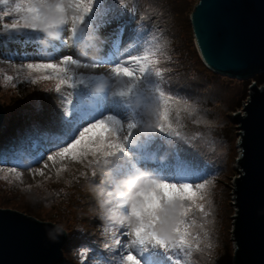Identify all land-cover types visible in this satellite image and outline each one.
Returning <instances> with one entry per match:
<instances>
[{"label": "rangeland", "instance_id": "rangeland-1", "mask_svg": "<svg viewBox=\"0 0 264 264\" xmlns=\"http://www.w3.org/2000/svg\"><path fill=\"white\" fill-rule=\"evenodd\" d=\"M19 2L0 0V104L4 109L0 129V145L3 143L0 146V208L40 218L65 230L71 246L69 251H62L63 264H78L74 262L79 257L71 250L83 246L94 251L93 264H121L123 255L131 250L124 249L130 237L122 235L128 231L127 221L124 225L119 223L126 209L117 208L122 202L119 193L128 191L124 181L135 175L129 158L117 153L101 158L99 163L91 166L87 160L81 163L71 158H57L53 164L45 157V161L33 163L34 158L58 136L62 114L69 108L68 101L75 100V89L64 84L57 91L55 80H38L33 84L25 74L12 81L6 80L5 76L16 77L13 65L19 67L50 59L58 62L62 55H74L90 65L110 55L120 60L147 51L159 61L155 67L162 75L155 77L153 74L149 78L144 97L131 98L132 108L142 114V124L134 134L139 139L157 137L145 153L148 171L141 170L145 175H151V170L166 173L171 166L163 165L157 154L166 158L180 154L186 160V167L201 170L197 176L189 178L200 182L202 178H208L212 202L209 217H202L198 211L191 214V220L195 221L193 234L204 237L201 224L210 233V239H202L200 251L193 249L191 256H185L176 248L167 252L155 251L162 257H179L184 264H233L232 189L239 155L238 131L233 121L235 115L243 113L250 89L244 92V98L241 80L213 73L201 61L190 25V15L197 0H123L126 8L121 9L123 16L119 19H113L117 0H103L98 19L91 23L86 20L78 29V40H74L67 30L71 24L63 29H50L53 35L3 27L19 19L21 14L15 11L7 17L3 15ZM135 6L141 7L137 13L132 12ZM108 10L107 17L105 12ZM111 66L105 63L97 68L80 67L74 71L85 77H98L90 84L93 93L114 92L123 87V83L112 76ZM157 85L180 101L179 104L169 101L172 131L168 134H162L154 127L155 109L162 104L154 91ZM20 90L23 96L19 95ZM183 114H186L185 119H182ZM227 126L233 128L230 129L233 134ZM176 132L180 135L176 136ZM226 132L227 137L224 136ZM11 138L15 140L14 147L8 144ZM44 162H47V168L43 167ZM10 167H16L21 174L18 179L15 173L8 172ZM32 168H43L44 176L34 175L30 171ZM59 169L63 171L58 176ZM171 178L179 180L177 176ZM113 214L115 220L111 218ZM117 238L121 239L120 246L114 244ZM209 242L210 248L206 247Z\"/></svg>", "mask_w": 264, "mask_h": 264}, {"label": "snow or ice", "instance_id": "snow-or-ice-1", "mask_svg": "<svg viewBox=\"0 0 264 264\" xmlns=\"http://www.w3.org/2000/svg\"><path fill=\"white\" fill-rule=\"evenodd\" d=\"M102 2L103 0H20L14 9L3 13L7 17L11 11H15L21 14L19 19L3 27L11 30L42 31L53 35L54 33L49 32L50 29H63L71 24L67 30L72 33L74 40H78V29L86 20L91 23L95 19L94 9L98 11ZM122 8H126L123 0H117L113 19L123 16ZM105 63L112 65L110 72L116 80L123 83V87L114 92L101 90L93 93L90 84L98 77L78 75L74 69L97 68ZM158 63L147 51L143 55H130L120 60L110 55L90 65L68 54L60 56L58 62L50 59L47 62L22 64L19 67L13 65L16 68V77L5 76L6 80L12 81L25 74L31 78L33 84L38 80H55L57 91L64 84L75 89V100L68 101L69 108L62 114L58 136L34 158L33 163H41L45 161V157L46 161L53 164L57 158H71L81 163L87 160L91 166L99 163L101 158L116 156L117 153L129 158L135 175L134 178L124 181V187L128 191L119 193L122 202L117 208L126 209V214L119 223L124 225L127 221L128 231L122 235L130 237L124 244V249L131 250L123 255L121 264H184L179 257H162L155 250L167 252L170 248H176L185 256H191L193 249L201 250L202 239H210V233L204 228V224L200 225L204 232L203 238L192 232L195 224L191 220L193 212L198 211L204 218L211 215L210 181L206 177L202 178V182L189 178L197 176L201 170L186 167L182 162H177L163 174L151 170V175H145L141 170L143 168L148 171L145 153L157 137L146 136L139 139L134 134V130L142 124V114L132 108L131 98L143 95L146 82L153 74L161 77V70L155 67ZM154 91L162 101L154 112V127L160 133L168 134L172 131L169 101L175 104L180 101L158 85ZM175 135L180 134L176 132ZM89 157L92 159L89 160ZM43 167H48L47 162H44ZM30 171L34 175L45 174L43 168H32ZM61 171L63 169L57 171L58 176ZM8 172L15 173L17 179L21 175L16 167L8 168ZM176 175H183L185 178H171ZM111 218L115 220V214ZM207 222L205 219V223ZM114 244L120 246L121 239H115ZM211 246L210 242L206 245L209 248Z\"/></svg>", "mask_w": 264, "mask_h": 264}, {"label": "water", "instance_id": "water-1", "mask_svg": "<svg viewBox=\"0 0 264 264\" xmlns=\"http://www.w3.org/2000/svg\"><path fill=\"white\" fill-rule=\"evenodd\" d=\"M194 45L213 73L237 80L264 73V0H197ZM234 117L239 155L232 189L233 264H264V84L249 87ZM4 109L0 104V128ZM65 230L0 208V264H63Z\"/></svg>", "mask_w": 264, "mask_h": 264}, {"label": "trees", "instance_id": "trees-1", "mask_svg": "<svg viewBox=\"0 0 264 264\" xmlns=\"http://www.w3.org/2000/svg\"><path fill=\"white\" fill-rule=\"evenodd\" d=\"M140 8L141 7H137V6H135V8H134V10L132 11V12H134V13H137L139 10H140ZM107 9V8H106ZM97 11V10H96ZM97 13H98V11L97 12H95L94 11V14H95V19L94 20H97L98 18H97ZM105 13H108L107 14V17H108V15H109V10L108 11H106ZM103 15V14H102ZM68 45V43H66V46ZM84 47H85V45H84ZM79 48H77L76 50H78ZM25 51H27V50H25ZM79 51V53H80V50H78ZM20 52V51H19ZM28 52V51H27ZM239 81V80H238ZM242 82L241 83H243V85H242V95H243V97L245 98V96H244V92H246V90L249 88V86H251V84L252 83H255L257 86H262L263 84H264V73H261V74H257V75H255V76H253L251 79H246V80H241ZM19 95L20 96H23V91L22 90H20V93H19ZM142 97H144V96H142ZM241 107V103L240 104H238V108H240ZM45 111V110H44ZM184 115V117L182 118V119H185V117H186V114H183ZM191 122V121H190ZM2 128V127H1ZM0 128V129H1ZM232 134H233V132L230 130V129H233L231 126H227L226 127ZM1 133V132H0ZM52 135V134H51ZM50 136V135H49ZM224 136H228V133L226 132V135H224ZM226 137H224V139L226 140ZM223 139V140H224ZM14 138H11V140L9 139L8 140V144H9V146L10 147H14ZM227 141V140H226ZM5 143V142H4ZM3 144V143H2ZM1 144V145H2ZM0 145V146H1ZM157 158L160 160L161 158V161H162V163H163V165H165V166H167V165H169V166H174L177 162H182L185 166H186V160L184 159V158H182L181 157V155L180 154H173V157H170V158H166L164 155H161V154H157ZM177 176V178L179 179V180H182V179H184L185 177L183 176V175H176ZM37 219H39L40 220V218H37ZM42 221V220H41ZM71 243H69V239L67 238V242H66V244L64 245V247H63V249H62V251L64 252V250H68L69 249V247L71 246L70 245ZM76 244V243H75ZM86 247L87 246H83L82 248H76V249H73V250H71L73 253H75V257H79V259H77L74 263H78V264H93L94 263V260H93V258H92V253H94V251L93 250H90L89 248L88 249H86ZM69 251V250H68Z\"/></svg>", "mask_w": 264, "mask_h": 264}, {"label": "bare ground", "instance_id": "bare-ground-1", "mask_svg": "<svg viewBox=\"0 0 264 264\" xmlns=\"http://www.w3.org/2000/svg\"><path fill=\"white\" fill-rule=\"evenodd\" d=\"M127 176V175H126ZM124 179H126V178H124Z\"/></svg>", "mask_w": 264, "mask_h": 264}, {"label": "clouds", "instance_id": "clouds-1", "mask_svg": "<svg viewBox=\"0 0 264 264\" xmlns=\"http://www.w3.org/2000/svg\"><path fill=\"white\" fill-rule=\"evenodd\" d=\"M161 159H162V158H161ZM161 159H160V160H161ZM158 160H159V159H158Z\"/></svg>", "mask_w": 264, "mask_h": 264}]
</instances>
